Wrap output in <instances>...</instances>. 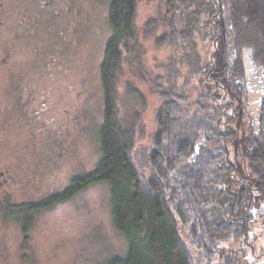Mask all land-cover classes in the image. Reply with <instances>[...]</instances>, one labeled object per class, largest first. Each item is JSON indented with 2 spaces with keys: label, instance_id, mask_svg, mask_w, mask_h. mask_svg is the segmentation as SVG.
I'll list each match as a JSON object with an SVG mask.
<instances>
[{
  "label": "trees",
  "instance_id": "16d2710c",
  "mask_svg": "<svg viewBox=\"0 0 264 264\" xmlns=\"http://www.w3.org/2000/svg\"><path fill=\"white\" fill-rule=\"evenodd\" d=\"M227 1L235 48L231 74L234 80L247 77L245 52L250 50L261 68L264 92V0ZM138 3L110 2L111 36L101 64L99 162L34 208L53 206L89 185L107 183L112 223L127 247L102 264H197L181 230L188 231L204 264H239V257H230L221 246L248 237L254 207L264 204V96L255 125L239 137L251 185L234 175L229 142L238 137L239 119L228 94L226 67L218 73L213 60L204 63L199 49V39H215L222 32L218 0H164L160 15L146 23L144 36L160 32L158 45L175 51L162 73L145 64ZM179 16H184L182 27ZM195 78L198 92L191 98L187 88ZM135 79L149 83L160 98L157 129L140 153L146 99ZM33 211L31 205L19 208L26 231Z\"/></svg>",
  "mask_w": 264,
  "mask_h": 264
},
{
  "label": "rangeland",
  "instance_id": "374dc122",
  "mask_svg": "<svg viewBox=\"0 0 264 264\" xmlns=\"http://www.w3.org/2000/svg\"><path fill=\"white\" fill-rule=\"evenodd\" d=\"M110 2L0 0V172H4L0 174V264H102L126 250L125 239L112 223L107 183L89 185L69 200L35 209L65 190L74 176L91 172L101 158V64L111 36ZM218 3L222 32L215 39H199V49L204 63L213 60L218 73L226 67L228 94L233 96L239 119L238 137L229 142L237 167L234 175L252 185L239 137L249 134L259 116L262 71L247 50V77L234 80L230 6L227 0ZM163 9L164 0L138 3L143 58L156 73L167 70L175 51L158 45L160 32L146 37L143 31ZM183 20L179 16V27ZM197 80L187 88L191 98L198 92ZM135 83L146 99L140 153L157 129L160 98L149 83L137 79ZM29 205L34 211L26 231L18 211ZM253 212L249 236L221 246L230 257H239V264H264V204L258 202ZM181 234L193 261L204 264L188 231Z\"/></svg>",
  "mask_w": 264,
  "mask_h": 264
},
{
  "label": "flooded vegetation",
  "instance_id": "af4514ba",
  "mask_svg": "<svg viewBox=\"0 0 264 264\" xmlns=\"http://www.w3.org/2000/svg\"><path fill=\"white\" fill-rule=\"evenodd\" d=\"M52 0H49V2H51ZM48 1H45V4H47ZM4 172H0V174H3ZM5 182L7 181V179L4 180ZM3 185L2 181H0V187Z\"/></svg>",
  "mask_w": 264,
  "mask_h": 264
}]
</instances>
